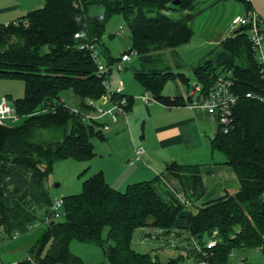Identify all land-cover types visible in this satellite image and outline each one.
Masks as SVG:
<instances>
[{"label": "trees", "instance_id": "obj_1", "mask_svg": "<svg viewBox=\"0 0 264 264\" xmlns=\"http://www.w3.org/2000/svg\"><path fill=\"white\" fill-rule=\"evenodd\" d=\"M174 1L44 0L42 6L0 22V78H19L24 83L22 95L14 99L3 95L19 120L0 124V227L11 238L14 232L33 228L37 220L44 222L52 202L44 179L53 162L67 157L88 160L95 153L90 137L99 136L101 128L97 122L83 121L61 92L70 88L82 109L89 108L88 98L98 99L105 93L104 74L97 73L91 48L84 44H93L110 72L116 59L102 36L112 15L121 14L130 31L131 44L124 52L137 56L136 81L163 103L183 104L180 95L169 97L163 92L167 80L185 78L183 72L164 63L162 56L169 49L181 66L176 47L193 34L199 0ZM246 29L235 28L191 66L197 80L207 87L222 71L230 70L234 77L233 126L227 131L218 126L211 139L212 148L224 153V162L237 174L239 187L234 193L201 201L204 186L195 163H166L164 171L182 187V193L169 194L167 201L154 188L158 175L118 190L98 170L82 180L79 193L62 197L63 218L59 220V215L45 223L26 257L0 264H85L71 252L72 241L98 246L107 264H186L192 254L190 239L203 243L214 230L218 241L205 257L209 264L229 262L233 249L258 246L264 232V100L245 92L264 96V79ZM75 32L81 34L74 36ZM124 95L128 108L132 96ZM46 131L58 136L44 138L41 134ZM181 196L188 204L178 199ZM180 218L185 220L183 225L177 224ZM146 225L159 231L156 238L175 239L179 254L161 261L156 255L136 251L134 231ZM53 243L59 246L56 256L49 254Z\"/></svg>", "mask_w": 264, "mask_h": 264}, {"label": "crops", "instance_id": "obj_2", "mask_svg": "<svg viewBox=\"0 0 264 264\" xmlns=\"http://www.w3.org/2000/svg\"><path fill=\"white\" fill-rule=\"evenodd\" d=\"M43 3L44 0H0V22L14 20L28 10L42 6ZM249 9L256 11L259 16L260 29L263 30L264 0H199L195 5L196 14L192 21L193 34L189 41L177 47L187 43H190L189 47L201 46L200 42L203 41L207 43L205 47H208L204 54L208 53L221 39L231 35L237 28L231 27V18L235 14H244ZM262 33L264 36V32ZM194 37H197L196 42H194ZM191 41L193 42L191 43ZM177 53L181 56L179 50ZM181 59L180 57L181 66L179 69L183 65ZM198 60L199 58L192 64ZM176 78L177 81L174 80L177 86L175 91L172 88H167V90L163 88L164 94L169 97L181 95L190 80L185 73V80L179 77L172 79ZM177 82L182 84L180 89ZM123 92L130 95L124 87ZM218 126L215 113L196 110L182 103L166 104L157 99L144 102L141 95L137 99L132 96L127 117L121 115L116 121L109 122V126L106 129H101L98 136L102 140L108 141L110 146L106 152L108 160L101 169L103 175L109 185L118 190H123L127 183L152 179L158 175V179L154 181V188L160 197L167 201L171 191L180 194L182 187L176 177L164 171L166 163L171 161L183 164L195 163L199 165L204 186L201 201L211 200L227 193L232 194L239 187L237 174L231 165L224 162L225 155L219 154L216 151L220 150L211 146V139L217 133ZM137 145L144 147L143 159L134 158V147ZM191 209L195 211L194 205L191 206ZM151 222L152 218L149 217L147 223ZM184 223L183 218L177 220L178 225ZM144 228L148 231L154 229L146 225L135 231L144 235L146 233ZM250 249L255 253L240 252L246 249H233L229 255V262L235 264L240 258H244L247 264H260L264 257V251L255 248L248 250ZM58 251L59 246L53 243L50 246L49 254L56 256ZM154 255L159 258L158 252ZM98 264L107 263L100 262Z\"/></svg>", "mask_w": 264, "mask_h": 264}, {"label": "rangeland", "instance_id": "obj_3", "mask_svg": "<svg viewBox=\"0 0 264 264\" xmlns=\"http://www.w3.org/2000/svg\"><path fill=\"white\" fill-rule=\"evenodd\" d=\"M122 28V33L119 35L115 33L116 30ZM248 33V31H247ZM196 34V33H195ZM102 40L105 45L108 47L110 55L118 60L121 54L130 47V31L123 20V16L121 14L112 15L106 23L105 31L102 36ZM197 37H194V42H196ZM193 41H191L192 43ZM264 43V40H263ZM190 44V43H189ZM188 43L182 45L180 47H176V50H179L181 53V60L183 62L182 67L179 69L177 63L179 60L174 57L169 49H165L163 53L164 63H168L172 66L174 71H183L187 77L191 80H197L193 71H192V62L196 59H201L204 57L205 50L208 48L205 47L207 43L203 41L200 42L201 46L194 45V47H189ZM196 44V43H195ZM202 53V54H201ZM179 57V58H180ZM111 65V71L108 73V78L110 79V83L112 87H116L118 85L123 86L126 91L133 96L135 99L140 97L143 93H148L145 91L142 86L136 81L134 78V70L138 67V59L137 56L132 53L130 55V59L126 61H117ZM115 63H120L121 68H116ZM174 80H169L166 82L164 90L167 88H172L174 91L176 90V85ZM175 81V82H176ZM179 89L182 86L179 82ZM24 92V83L22 79L19 78H0V96L4 94H10L12 98H16L17 96L22 95ZM64 101L73 107L80 108V99L78 95H76L70 88L65 89L61 92ZM12 104V103H11ZM107 102L105 103V107H107ZM19 120V119H18ZM58 133L54 132H43L41 135L44 138H52L57 137ZM93 143L94 155L88 160H78L71 157L57 159L53 162L52 169L45 177V187L51 198V200L61 199L62 197L68 194H75L81 191L82 180L88 175L101 170L108 155L106 152L109 150V142L102 140L100 137L93 135L90 137ZM219 154L224 156V153L221 151ZM102 171V170H101ZM108 173V172H107ZM41 211L38 213V215ZM63 216L60 213L61 220ZM37 220V226L32 227L28 231L23 233L14 232L13 236L10 237L7 234L2 226L0 227V261L3 263H12L13 261H18L24 258L27 254L29 245L33 242L36 236L40 233V231L44 228L45 223L39 222ZM145 229V230H144ZM143 230L146 231V235L144 236L140 234V232L135 231L132 238V247L138 252H147L151 255H154L156 252L159 253V259L161 261H165L170 257L177 256L179 254V250L174 248L173 245H170L167 241L163 239V237L154 238L157 236L159 231L153 229L152 231H148L146 228ZM105 230L103 231V236H105ZM148 232V233H147ZM152 232V234H151ZM169 241V238H168ZM175 239H173V243L175 244ZM179 246H181V242H179ZM70 250L73 254L79 256L83 259L85 264H98L100 262L107 263L106 259L103 255L101 248L94 244L83 243L78 241H72L70 243ZM245 253H255L254 250L246 249L245 251H240Z\"/></svg>", "mask_w": 264, "mask_h": 264}, {"label": "built area", "instance_id": "obj_4", "mask_svg": "<svg viewBox=\"0 0 264 264\" xmlns=\"http://www.w3.org/2000/svg\"><path fill=\"white\" fill-rule=\"evenodd\" d=\"M250 1V0H245ZM231 27L246 26L248 31V37L251 41V47L255 52L259 63V71L264 79V36L259 26V16L255 10L249 9L244 14H235L230 20ZM120 27L115 31L117 34L122 33ZM81 33L75 32L74 36H79ZM84 46H88L90 53L94 58L97 66V73L103 75L102 84L105 88V93L98 99L88 98L86 103L89 108H77L71 107V110L79 113L82 120L85 122H97L98 128L106 129L109 126V122L116 121L119 116L127 117L128 108L127 97L124 95L123 87L118 85L112 87L110 79L108 78V66L103 62L102 57L98 50L93 47V44L86 43ZM134 53L123 52L120 56V60H127L130 55ZM116 68H121L120 63H115ZM234 77L231 75L230 70H225L218 73L210 86H204L199 80H189L184 92L180 95L183 104L187 107L194 108L196 110H203L210 113H215L218 120L219 127L227 131L233 126V106L237 99V94L234 89ZM246 96L256 97L264 100V96L253 92L246 91ZM141 99L144 102L149 100H155V98L149 93L141 94ZM107 102L108 106L105 107ZM108 118V119H105ZM19 119V115L16 113L15 108L7 101L5 96L0 97V124L6 122H14ZM144 147L137 145L134 147V158L143 159ZM171 195L176 193L170 192ZM178 199L185 204L187 201L181 196ZM62 205V198L55 199L51 202L48 213L44 216V223H48L52 218H57L60 215V208ZM37 224H33V227ZM17 235V234H16ZM13 236V237H16ZM217 232L214 230L211 236L206 238L203 243L198 242L196 239H190L189 247L192 249V254L187 259L186 264H209L205 257L208 255V251L215 246L218 241ZM168 243L174 246L173 240L169 239ZM255 249L264 251V232L261 234V243L255 247ZM195 254H198L195 255ZM231 255V253L229 254ZM224 264H232L230 262ZM235 264H247L244 258H240ZM260 264H264V257Z\"/></svg>", "mask_w": 264, "mask_h": 264}, {"label": "water", "instance_id": "obj_5", "mask_svg": "<svg viewBox=\"0 0 264 264\" xmlns=\"http://www.w3.org/2000/svg\"><path fill=\"white\" fill-rule=\"evenodd\" d=\"M177 2H178V0H175V1H174V3H177Z\"/></svg>", "mask_w": 264, "mask_h": 264}]
</instances>
